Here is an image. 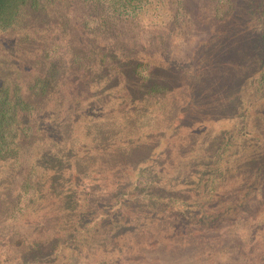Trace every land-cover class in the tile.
Segmentation results:
<instances>
[{
  "label": "rangeland",
  "instance_id": "rangeland-1",
  "mask_svg": "<svg viewBox=\"0 0 264 264\" xmlns=\"http://www.w3.org/2000/svg\"><path fill=\"white\" fill-rule=\"evenodd\" d=\"M263 10L264 0H155L121 16L65 0L0 31L2 74L34 108L26 118L31 136L21 135L18 153L0 159V259L23 252L30 240L67 232L76 209L86 205L77 226L87 230L73 227L78 238L87 234L85 246L95 253H131L146 236L165 248H144L126 264L209 263L207 255L198 262L190 247L171 250V241L175 226L177 239L192 226L208 230L199 224V203L206 211L226 207L232 192L238 205L249 197L253 167L244 166L245 153L235 145L248 130L264 149ZM37 81L45 93H30ZM236 150L237 169L228 168L213 191L214 172ZM134 171L163 184L148 193L144 206H119V178ZM25 180L36 192L12 219ZM174 180L178 187L167 190ZM156 208L182 218L176 223L177 215H154ZM148 210L133 225L125 219L128 211ZM218 226L189 238L226 232ZM225 253L221 261L234 264L235 251ZM88 263L80 258L78 264Z\"/></svg>",
  "mask_w": 264,
  "mask_h": 264
},
{
  "label": "trees",
  "instance_id": "trees-1",
  "mask_svg": "<svg viewBox=\"0 0 264 264\" xmlns=\"http://www.w3.org/2000/svg\"><path fill=\"white\" fill-rule=\"evenodd\" d=\"M83 1L101 7L111 15L122 16L137 12L155 0ZM63 2L65 0H0V31H7L18 24H23L25 20L31 19L35 14L49 13L55 5L58 6ZM219 12H221V9ZM219 12L217 9V15H220ZM262 14L264 16V10ZM261 22L264 25V21L262 20ZM10 83L7 75H3L0 69V159L3 160L13 157L18 153L21 135L28 137L31 136L30 132L33 131V128L26 123V118L30 112L34 111V108L20 97L18 94L20 90L14 88ZM29 90L30 93L35 94L45 93L46 87L41 84V81H37L30 86ZM244 136V144L242 141L239 146H235L240 152L243 151L245 153L244 166L253 167L251 172L247 174V177L251 176L249 189L246 191L249 197L238 205V199L235 198L238 194L232 192L231 195L226 197L229 200L227 203L228 207H217V209L214 207V209L206 211L199 209L203 206L202 203H199L196 207L199 213V220L201 219L199 224L203 223L207 225L208 230L202 233L198 226H192L188 231V235L184 230L181 232V238H178L181 240L179 241L177 237L180 231L174 225L173 235L175 238L171 241V250L190 247L191 252L196 255L198 262H204L207 255L209 259V263L207 264H226L221 260L227 258L225 249L231 248V251H235L237 255L230 258L234 264H264V157L261 156V153H264V149L256 145V142L251 138L250 131L247 130ZM248 147L251 149H245ZM239 150L232 152L228 156L230 160L224 166L217 167L214 172L213 191L216 190V186H220L223 183L228 168L237 169ZM231 159L233 162H231ZM136 174L134 177L131 175L130 178H119V189L116 192L117 188H115L114 193L115 201L119 206L126 205L130 207V204L134 202L144 206L143 201L148 198V193L157 187L159 183L163 184L160 179L156 180L154 177L149 179L150 176L143 174L141 171ZM106 180L109 181L108 178ZM34 186V183H31L29 180L24 181L22 189L18 190L17 204L10 208V218L17 219L20 214L26 211L33 199L28 198V195L36 192H33ZM177 187L176 180H174L168 184L167 190ZM134 189L141 190V192H134ZM206 198L210 199L209 195ZM178 203L180 202L178 201ZM161 206L165 208L163 205ZM76 210L77 218L73 220L74 222L70 221L71 228L67 230L70 233H56L53 239L44 242L30 240L26 243L24 249L21 250L23 252H19L13 258L8 256L9 259L7 257L8 253L4 252V258L9 260L0 259V264H78L80 258L90 260L88 264H126V260H129L131 255L134 257L137 252H142L144 248H165L162 243L163 241L153 242L145 236L139 237L135 244H133L131 253L127 249L130 254L126 253L125 250H119L120 252H117L115 257L110 258V256L108 257V255H104L103 253H95L93 252L94 248L85 246V239L88 238L87 234L84 238L76 236V229L80 228L77 225H81L82 222L79 219L83 212L86 213L89 209L85 205L83 210L79 208ZM154 210L157 212L154 215L162 214L167 219H173V215H177L178 219L173 220L176 223H179L182 218L178 212L174 213V211L165 209L160 211V208ZM181 213L184 214V212ZM147 215H150L149 210L144 212L128 211L125 219H129L128 223L133 225L139 222V220L146 219ZM74 225L77 226L76 229L73 227ZM217 225H222L223 228L219 226L218 228L222 229V232L225 230L226 232L219 234L215 230L217 235L211 237L213 239L203 237L195 241L189 238L190 234L200 236L210 233ZM86 227L88 225L81 227L79 231H86ZM70 234L73 235H71V238H68ZM69 250L73 252V256H70ZM8 251L11 252V250Z\"/></svg>",
  "mask_w": 264,
  "mask_h": 264
}]
</instances>
